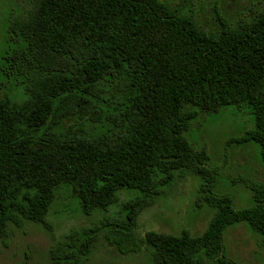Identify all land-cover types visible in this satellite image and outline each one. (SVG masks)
Wrapping results in <instances>:
<instances>
[{"label":"trees","instance_id":"trees-1","mask_svg":"<svg viewBox=\"0 0 264 264\" xmlns=\"http://www.w3.org/2000/svg\"><path fill=\"white\" fill-rule=\"evenodd\" d=\"M25 2L2 66L24 88L19 101L0 86V241L26 222L49 228L62 190L85 215L127 191L119 217L72 229L47 264H87L102 234L121 254L146 248L151 264H235L224 235L242 223L264 248V183L237 208L188 138L203 116L242 108L253 127L238 142L258 146L264 167V10L235 25L220 18L211 32L164 0ZM189 176L215 209L206 231L140 237L141 214Z\"/></svg>","mask_w":264,"mask_h":264},{"label":"rangeland","instance_id":"rangeland-1","mask_svg":"<svg viewBox=\"0 0 264 264\" xmlns=\"http://www.w3.org/2000/svg\"><path fill=\"white\" fill-rule=\"evenodd\" d=\"M171 6L194 15L199 25L211 32L217 30L220 18L235 25L247 22L264 10V0H164ZM26 4L25 0H0V86L4 85L15 100L23 99L24 86L16 78L3 74L4 58L15 47L10 42L9 21ZM253 127L251 115L242 108L229 107L218 115L203 116L193 122L188 138L192 144L207 151L208 167L216 178L217 194L231 195L237 208L253 204L248 185L264 183V167L255 144L238 140ZM202 181L189 176L166 189L164 195L139 217L138 234L147 232L180 234L183 230L203 234L215 209L199 193ZM130 193H120V203L107 212L85 215L69 190L59 192L48 216L49 228L26 222L21 228L11 227L6 241H0V264H47L49 251L56 241L72 229L100 226L107 219L119 217L121 204ZM227 258L235 264H264V248L260 239L245 224L227 230L224 235ZM87 264H151L146 248L140 253L121 254L108 244L102 234Z\"/></svg>","mask_w":264,"mask_h":264}]
</instances>
